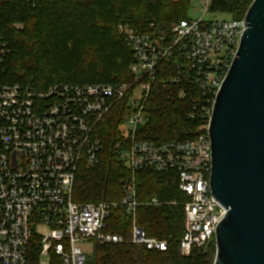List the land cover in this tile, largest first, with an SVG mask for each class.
Here are the masks:
<instances>
[{"label": "built area", "instance_id": "2783aa9c", "mask_svg": "<svg viewBox=\"0 0 264 264\" xmlns=\"http://www.w3.org/2000/svg\"><path fill=\"white\" fill-rule=\"evenodd\" d=\"M213 1L190 0L189 18L166 30L152 25L141 33L121 25L133 53L131 82L56 83L45 89L0 84V264H29V248L35 239L40 256L53 255L62 264H90L81 247L86 241L129 243L166 252L167 241L149 237L136 223L141 206L177 203L156 197L139 201L135 176L147 170L164 175L188 198L182 256L190 257L194 250L213 243L227 211L211 195L210 122L217 94L246 30L244 19H207ZM6 53L4 49L2 56ZM163 61L179 72L174 82L188 81L198 88L190 114L199 124L193 139L154 142L139 137ZM186 96L184 89L181 98ZM115 110L123 113L118 158L132 178L121 182L123 196L117 202L76 203L77 175L83 167L99 164L100 127ZM116 208L133 219L129 241L109 232L111 212Z\"/></svg>", "mask_w": 264, "mask_h": 264}, {"label": "trees", "instance_id": "16d2710c", "mask_svg": "<svg viewBox=\"0 0 264 264\" xmlns=\"http://www.w3.org/2000/svg\"><path fill=\"white\" fill-rule=\"evenodd\" d=\"M254 0H214L212 10L245 18ZM187 0H0V84H31L45 89L56 83L119 85L133 81V53L120 26L141 33L151 26L166 30L189 18ZM6 50L5 56L2 51ZM179 72L171 63H160L156 82L146 106V124L141 139L154 142L186 141L196 136L198 123L190 119L193 102L199 97L197 86L174 82ZM187 96L181 98V91ZM123 113L113 111L101 125L100 161L82 168L75 183L76 203L117 202L123 191L121 182L132 178L119 161L116 147L122 139ZM139 201L158 198L176 205L141 206L136 223L149 237L167 241L166 252L149 251L129 243H95L90 264H214L216 243L194 250L184 257L180 240L185 230L184 203L188 198L174 182L154 171L136 174ZM109 232L129 241L133 219L122 208L113 209ZM41 248L35 239L29 248V264H40ZM56 264L62 261L52 255Z\"/></svg>", "mask_w": 264, "mask_h": 264}, {"label": "water", "instance_id": "95a60500", "mask_svg": "<svg viewBox=\"0 0 264 264\" xmlns=\"http://www.w3.org/2000/svg\"><path fill=\"white\" fill-rule=\"evenodd\" d=\"M244 22L209 129L211 195L227 211L214 264H264V0L253 1Z\"/></svg>", "mask_w": 264, "mask_h": 264}, {"label": "rangeland", "instance_id": "374dc122", "mask_svg": "<svg viewBox=\"0 0 264 264\" xmlns=\"http://www.w3.org/2000/svg\"><path fill=\"white\" fill-rule=\"evenodd\" d=\"M207 19L209 20H223V19H232L230 15L221 14L210 9L209 14L207 15ZM40 230V228H39ZM216 238L213 239L215 242ZM81 247L86 252L88 256V261L90 262L95 251V242L94 241H86L81 243ZM40 264H56V260L53 259L50 255L40 256Z\"/></svg>", "mask_w": 264, "mask_h": 264}]
</instances>
